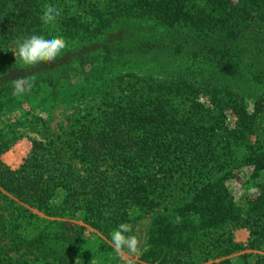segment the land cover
<instances>
[{
	"label": "trees",
	"instance_id": "16d2710c",
	"mask_svg": "<svg viewBox=\"0 0 264 264\" xmlns=\"http://www.w3.org/2000/svg\"><path fill=\"white\" fill-rule=\"evenodd\" d=\"M76 1L86 10L63 15L52 31L40 16L49 0H0V59L12 73L24 35L42 31L67 42L55 61L34 64L33 76V64L19 68L0 98L17 92L21 77L72 94L116 81L110 98H119L76 130L32 140L17 167L0 160V200L24 212L79 214L108 237L131 208L150 212L171 192L186 199L154 218L140 255L146 263L134 264H183L194 235L232 218L248 227V247L264 245V179L239 205L226 185L227 172L245 164L249 180L264 173V0H111L102 7ZM130 19L135 40L124 24ZM72 71L81 80L73 81ZM2 210L0 264H13V254L74 264L82 225L54 221L27 239ZM247 246L230 241L228 252Z\"/></svg>",
	"mask_w": 264,
	"mask_h": 264
},
{
	"label": "rangeland",
	"instance_id": "374dc122",
	"mask_svg": "<svg viewBox=\"0 0 264 264\" xmlns=\"http://www.w3.org/2000/svg\"><path fill=\"white\" fill-rule=\"evenodd\" d=\"M56 2L61 4L63 11L54 23L48 24V28L52 31L59 30L63 15H77L86 10L83 4H79L76 0H56ZM92 2L102 7L110 3L111 0H92ZM130 20L124 24L131 29L128 40H135L136 24L131 25L135 22V19ZM68 61L71 62L69 59ZM72 62L75 63V58ZM2 63L4 62L0 59V67H2L0 68V91H3L12 82L15 73L27 68L30 64L21 61L15 72L12 73L11 68L5 63L2 65ZM87 67L89 68V66ZM27 71L33 76L36 71L34 64ZM74 73V71L71 73L73 75L72 80H81L82 74L74 75ZM84 88V90H79L77 94L66 92L59 87L58 92L51 93L50 89L32 85L31 91L27 94L13 92V95H11L7 92L3 95L0 98V160L12 168L17 167L30 152L32 140L46 141L61 132L76 130L82 124L94 120L107 103L119 98L117 95L114 96L116 99L110 98L118 88L116 81L108 83L107 86L93 89L85 84ZM10 90H13L12 87ZM201 100L204 99L201 98ZM249 106L251 109V102H249ZM226 115V123L233 125L232 115ZM239 168L238 171L231 169L230 172H227L229 176L226 179V185L238 205L243 202L247 194L258 189V184H261L264 179V173H262L260 177L250 178L249 180L248 174L251 172L250 168H252L250 165L245 164ZM61 198L62 193H57L54 200L55 204H60ZM183 201L177 193L171 192L161 202L160 207H156L150 212H143L136 208L128 210V218L125 223L130 224L132 227L129 235L136 238L135 251H130L127 247L118 251L112 242L111 233L108 235L109 239L102 232L85 224L79 214L68 219L60 218L34 207L30 208L29 212H24L22 209H13L7 206V200L5 199L0 200V206L3 209L5 219L8 221L7 224L16 226L18 230L27 236V239L38 235L45 228L48 229L50 226H54V221L67 220L82 225L84 233L80 241V247L73 253L74 264H134L136 261L146 263L140 259V255L148 248V235L154 218L166 213ZM18 204L22 205L21 203ZM249 236L248 227L241 225V220L236 218L207 228L192 237L191 257L183 264H216L226 259L228 261L225 264H255L258 255L264 256V245L256 248L248 247ZM230 241L247 247L228 252ZM13 255L15 256L12 260L13 264H52L48 260L30 259V254H25L20 258H17L16 254Z\"/></svg>",
	"mask_w": 264,
	"mask_h": 264
},
{
	"label": "clouds",
	"instance_id": "9594fccd",
	"mask_svg": "<svg viewBox=\"0 0 264 264\" xmlns=\"http://www.w3.org/2000/svg\"><path fill=\"white\" fill-rule=\"evenodd\" d=\"M63 9L56 0H49L41 10L40 16L42 21L48 24L55 22L56 18L62 14ZM67 47V42L63 36L49 35L42 31H32L16 41L14 56L24 62L36 64L41 61L53 62L57 59L62 51ZM33 79L21 77L15 83L17 92L25 91L31 88ZM132 231L130 224L121 222L111 233V239L115 248L120 249L127 247L130 251H135L136 238L129 235Z\"/></svg>",
	"mask_w": 264,
	"mask_h": 264
}]
</instances>
